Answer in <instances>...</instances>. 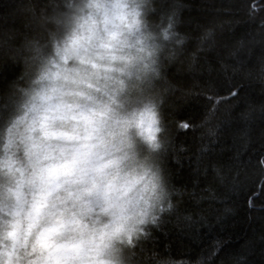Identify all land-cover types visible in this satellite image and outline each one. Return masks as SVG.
Returning a JSON list of instances; mask_svg holds the SVG:
<instances>
[{"label":"clouds","instance_id":"obj_1","mask_svg":"<svg viewBox=\"0 0 264 264\" xmlns=\"http://www.w3.org/2000/svg\"><path fill=\"white\" fill-rule=\"evenodd\" d=\"M158 0H12L0 16V264H144L173 208Z\"/></svg>","mask_w":264,"mask_h":264},{"label":"trees","instance_id":"obj_2","mask_svg":"<svg viewBox=\"0 0 264 264\" xmlns=\"http://www.w3.org/2000/svg\"><path fill=\"white\" fill-rule=\"evenodd\" d=\"M11 6L0 0V16ZM157 6L175 8L177 28L190 38L167 71L165 165L173 208L138 258L264 264V0H158ZM14 73L0 69V83Z\"/></svg>","mask_w":264,"mask_h":264},{"label":"snow or ice","instance_id":"obj_3","mask_svg":"<svg viewBox=\"0 0 264 264\" xmlns=\"http://www.w3.org/2000/svg\"><path fill=\"white\" fill-rule=\"evenodd\" d=\"M234 95L239 96L240 93L237 92V93L234 94ZM211 102H212V101H211V98H209L208 101H207V103H211ZM180 127L186 129V128L189 127V125L186 124V123H182V124L180 125ZM210 163H211V165H212L213 170L218 172V171H219V169H218V167H217V163H218V162H216V161H211ZM161 221H162V218H161ZM161 221L159 222V225L161 224ZM238 264H248V261H247V260H241V261L238 262Z\"/></svg>","mask_w":264,"mask_h":264}]
</instances>
